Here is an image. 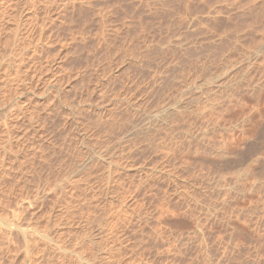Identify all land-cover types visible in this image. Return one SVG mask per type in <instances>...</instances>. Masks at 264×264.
Returning a JSON list of instances; mask_svg holds the SVG:
<instances>
[{
	"label": "rangeland",
	"instance_id": "rangeland-1",
	"mask_svg": "<svg viewBox=\"0 0 264 264\" xmlns=\"http://www.w3.org/2000/svg\"><path fill=\"white\" fill-rule=\"evenodd\" d=\"M0 21V264H264V0Z\"/></svg>",
	"mask_w": 264,
	"mask_h": 264
},
{
	"label": "bare ground",
	"instance_id": "bare-ground-1",
	"mask_svg": "<svg viewBox=\"0 0 264 264\" xmlns=\"http://www.w3.org/2000/svg\"><path fill=\"white\" fill-rule=\"evenodd\" d=\"M22 2V1H21ZM12 3V2H11ZM13 3H15V2H13ZM25 3V2H24ZM23 5V4H22ZM31 5H33V4H31ZM9 6V5H8ZM11 6V5H10ZM20 6V5H19ZM14 7V6H13ZM6 8H8L7 6H6ZM12 8V7H11ZM27 9V8H26ZM5 10V9H4ZM3 14V13H2ZM8 14V13H7ZM12 15V14H11ZM8 16V15H7ZM15 16V15H14ZM9 18H10V15H9ZM31 18V17H30ZM2 19V18H1ZM32 19V18H31ZM33 19H35V18H33ZM15 21V20H14ZM1 22V21H0ZM6 22V21H5ZM17 23V22H16ZM1 24V23H0ZM15 25V24H14ZM11 30H13L12 29V27L10 28ZM17 29V28H16ZM17 30H19V29H17ZM17 30H16V33H13V34H19L18 32H17ZM22 31V30H21ZM30 31V30H29ZM4 32V31H3ZM21 33V32H20ZM1 34V33H0ZM12 34V33H11ZM14 36H16V35H14ZM13 36V37H14ZM21 36V35H20ZM3 38V37H2ZM18 37L16 36V38L15 39H17ZM12 39V38H11ZM20 39V38H19ZM22 39V38H21ZM3 40V39H2ZM2 40H0V41H2ZM18 41H20V40H18ZM18 41H15V42H17L18 43ZM16 43V44H17ZM12 44V43H11ZM18 45H20L19 43H18ZM18 48V47H17ZM16 49V48H15ZM33 73V72H32ZM33 77V76H32ZM30 79V78H29ZM20 80V79H19ZM36 80V79H35ZM23 81V80H22ZM29 82V81H28ZM25 83V82H24ZM39 84V83H38ZM31 86V85H30ZM15 87V86H14ZM27 87V86H26ZM9 88V87H8ZM18 91H20V90H18ZM32 91V90H31ZM3 92V91H2ZM17 92V91H16ZM22 92V91H21ZM20 92V93H21ZM13 93V92H12ZM7 96V95H6ZM29 98V97H28ZM1 101V100H0ZM4 102V101H3ZM3 104V103H2ZM5 105V104H4ZM2 107V106H1Z\"/></svg>",
	"mask_w": 264,
	"mask_h": 264
}]
</instances>
